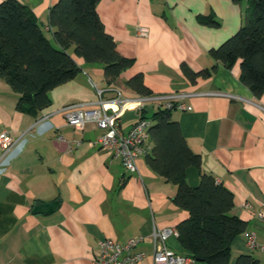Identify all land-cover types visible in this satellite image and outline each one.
Listing matches in <instances>:
<instances>
[{"label":"crops","instance_id":"obj_1","mask_svg":"<svg viewBox=\"0 0 264 264\" xmlns=\"http://www.w3.org/2000/svg\"><path fill=\"white\" fill-rule=\"evenodd\" d=\"M19 1L46 35H53L49 11L58 0ZM248 6L247 0H100L105 30L119 52L134 59L120 76L107 78L101 63L87 62L73 45L68 51L82 70L49 92V105L30 112L18 108L20 94L0 78V135L8 132L17 141L0 171V264H95L100 240L126 242L135 236L144 237L138 249L146 256L133 264H152L153 230L189 218L175 203L177 186L151 169L146 154L139 157L138 170L129 171L99 143L102 130L95 123L78 130L66 122L69 107L98 105L92 79L105 99H129L120 111V130H130L140 116L142 93L128 81L139 73L150 95L206 93L183 100L192 109L172 112L202 159L200 167L187 168V180L196 187L207 172L233 193L231 213L247 226L233 240L232 262L251 253L264 264V248H249L245 235L255 232L264 246L259 216L264 212V95L255 96L240 80V61L228 68L211 55L241 28ZM209 19L220 24L210 25ZM140 27L148 34L141 35ZM184 65L193 71L217 69L191 80ZM155 108L145 102L148 114ZM119 109L109 105L110 111ZM148 144L154 147L152 139ZM55 200L60 204L54 211L34 213L37 203ZM169 246L187 253L178 238L171 237Z\"/></svg>","mask_w":264,"mask_h":264},{"label":"trees","instance_id":"obj_2","mask_svg":"<svg viewBox=\"0 0 264 264\" xmlns=\"http://www.w3.org/2000/svg\"><path fill=\"white\" fill-rule=\"evenodd\" d=\"M100 0H58L51 6L49 21L55 46L31 10L19 0L0 2V78L20 94L18 108L36 111L50 104L49 92L75 78L82 70L68 49L87 62H99L107 78L114 79L129 68L134 59L122 55L117 42L104 27L97 11ZM248 9L241 28L211 50L216 61L232 68L240 61V80L255 96L264 95V0H247ZM208 24L218 26L217 20ZM194 80L209 77L217 69L193 71L183 66ZM142 95H150L143 74L129 79ZM145 108V107H144ZM142 118L152 120L154 147L146 155L151 169L177 186L175 203L189 212L178 226L179 241L195 261L207 264H259L251 253H242L232 262V243L246 229V222L233 215V193L218 183L213 174L202 172L193 187L187 180L190 166L200 167L201 155L190 147L180 123L172 116L176 108L156 106Z\"/></svg>","mask_w":264,"mask_h":264},{"label":"built area","instance_id":"obj_3","mask_svg":"<svg viewBox=\"0 0 264 264\" xmlns=\"http://www.w3.org/2000/svg\"><path fill=\"white\" fill-rule=\"evenodd\" d=\"M51 30V27H48ZM141 35H147L149 29L140 27ZM91 84L95 87L99 97L96 107L85 108L81 106L69 107L66 113V122L74 126L78 130L85 128L86 124L93 122L102 133L98 139L99 143L106 147L113 155L120 157L124 166L129 171H137V161L141 155L147 154L150 151L148 141L151 139L152 120L142 118L141 115L127 132L120 130V111L123 104L129 100L127 98L116 97L112 99L104 98V90L99 88L91 79ZM206 94L202 92H174L169 94L157 95H141L139 100L145 107V102L150 101L156 106L163 105L167 108H180L183 110L192 109V106L187 105L183 100L187 97ZM210 94V93H208ZM111 103L120 106L118 111H110ZM0 145L3 153L0 157V171L6 169L8 153L17 145L8 132H3L0 135ZM261 218H264V212L259 213ZM247 244L249 248H264L257 241V235L253 231H246ZM154 249L152 253V264H195L196 261L186 253L175 252L169 246L171 237L179 238V230L177 226L170 225L163 228H156L152 232ZM144 240L143 236H135L128 239L126 242H119L112 238H104L99 241L97 251L94 254L93 261L95 264H133L141 261L146 252L138 249L139 244Z\"/></svg>","mask_w":264,"mask_h":264},{"label":"water","instance_id":"obj_4","mask_svg":"<svg viewBox=\"0 0 264 264\" xmlns=\"http://www.w3.org/2000/svg\"><path fill=\"white\" fill-rule=\"evenodd\" d=\"M59 204V200H55L52 202H39L35 205L33 211L34 213H49L57 209ZM198 260L202 261L203 259L198 258Z\"/></svg>","mask_w":264,"mask_h":264},{"label":"rangeland","instance_id":"obj_5","mask_svg":"<svg viewBox=\"0 0 264 264\" xmlns=\"http://www.w3.org/2000/svg\"><path fill=\"white\" fill-rule=\"evenodd\" d=\"M49 39L51 40L52 43H56L55 40H54L53 35L49 34Z\"/></svg>","mask_w":264,"mask_h":264}]
</instances>
